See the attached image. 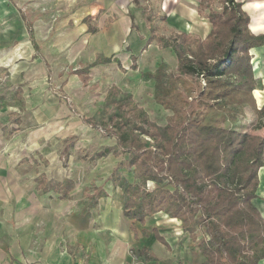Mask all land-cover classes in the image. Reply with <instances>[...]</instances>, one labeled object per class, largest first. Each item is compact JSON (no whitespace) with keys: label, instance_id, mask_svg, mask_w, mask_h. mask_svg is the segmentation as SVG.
Here are the masks:
<instances>
[{"label":"trees","instance_id":"obj_1","mask_svg":"<svg viewBox=\"0 0 264 264\" xmlns=\"http://www.w3.org/2000/svg\"><path fill=\"white\" fill-rule=\"evenodd\" d=\"M217 1V7L212 0L199 5L200 13L209 8L205 16L212 24L205 38L169 28L165 15L150 4L143 6L150 32L145 48L152 43L170 48L178 62L172 68L161 61L154 71H143L141 76L153 81L154 100L172 114L160 125L131 92L116 83L109 87L102 123L117 139L113 155L122 157L110 178L123 190L127 218L144 223L146 217L162 212L180 220L197 243L202 264H261L264 217L253 201L264 166V135L250 132L256 120L247 121L244 112L247 107L255 114L264 112L253 94L261 81L255 76L250 53L264 45V33L250 30V16L240 2ZM131 20V28L137 29L133 15ZM115 60L98 55L77 73L87 84L92 67ZM131 60V67L137 69L138 57L131 54ZM87 122L98 124L92 119ZM121 168L132 170V182ZM39 186L49 188L44 177L39 178ZM73 188L70 179L53 185L63 198ZM105 195L106 191L95 188L90 208ZM156 237L168 247L162 236ZM135 254L139 261L156 259L148 248Z\"/></svg>","mask_w":264,"mask_h":264},{"label":"rangeland","instance_id":"obj_2","mask_svg":"<svg viewBox=\"0 0 264 264\" xmlns=\"http://www.w3.org/2000/svg\"><path fill=\"white\" fill-rule=\"evenodd\" d=\"M12 5L21 8L33 22L37 39L42 45L41 52L50 64V70L41 59V62L36 61L40 62L36 69L43 80H34L33 75L30 78L29 72L26 71L18 75L13 74L12 63L20 61L17 60L19 57L16 59L14 49L20 43L16 41L5 45L3 53L7 54L5 56L7 59L0 62V95L7 96V99L2 101L0 107L2 110L6 109L4 111L7 113H19V104L14 93L17 86L21 85L24 87L27 109L21 112L22 123L14 133L11 131L12 128H16L14 119L7 118L9 113L4 116L0 114V120L6 123L4 133L0 128V162L6 156L8 160L7 171L0 176V216L11 224V230L0 239V247L4 248L0 251V258L2 260L6 257L4 264L26 261L27 252L24 251L26 244L23 243V238L28 227L33 226L36 230L32 236L33 243H37L35 246L41 244L38 237L41 235L40 232L46 229L45 234L48 236L44 239L45 243L47 239L53 237L52 234L57 233L70 247L74 246V240L80 241L82 246L89 244L88 239L80 238L79 234L82 235L86 226L93 225L94 229L100 232L96 240L102 244L108 241L107 250L112 255L105 257L108 262L141 264L135 254L139 246L132 239L131 229H128L130 222L124 221L118 212L123 201V190L120 186H114L110 180L112 171L122 157L116 158L113 155L117 139L107 130V125L102 123L104 120L102 106L109 86L116 83L124 91L133 94L139 106L148 112L153 121L164 125L167 116L172 112L154 100L153 81H146L141 75L143 71H154L161 61L175 68L177 56L170 48L163 49L155 43L145 50H137L129 43L138 55L137 69L131 67L129 53L118 52L122 68L115 63L95 67L90 71V83L84 85L80 78L73 76V70L86 66L94 59L95 53L108 52L101 47L103 34L122 28L124 30L122 38L126 35L129 37V11L135 15L140 34L147 37L145 24L139 18L140 9L130 4H75L71 8L70 4H58L56 0H0L1 35L5 23H8L6 19L9 9L6 7L11 8ZM87 6L96 10L94 23L97 31L92 35L82 31L79 34L83 36L74 41L68 37L69 33L79 32V29L75 16L71 17V14L76 10L86 14ZM65 22L69 25L67 30L62 29ZM167 24L170 28L179 29L172 18H168ZM9 27L7 24L5 29ZM57 35L60 36L59 43L63 45L73 41L70 48L67 46L69 55L56 51ZM34 64L31 63L32 66ZM83 118L92 119L98 124L94 126L85 122ZM5 146H9L7 152ZM3 154L5 157L2 159ZM37 171L45 172L50 180L72 178L75 182L72 199L60 201L52 191L42 193L36 190L34 178ZM120 172L129 181L134 180L131 169L121 168ZM150 186L154 187L155 184L150 183ZM93 187L106 190L108 196L100 200L96 210L94 209L91 216L87 217L85 211L89 199L86 192L92 193ZM41 207L47 209L48 213H41L39 210ZM109 211L112 213L110 217L112 223L107 219L108 216L104 215V212ZM41 215L43 216L39 219ZM118 224L122 235H113L114 231L117 232L114 225ZM69 237L75 239L69 240ZM119 237L121 245L118 252L122 254L117 255L112 253L114 252L112 242L116 243ZM96 261L99 262L98 259ZM84 264H94V261L90 263L85 258Z\"/></svg>","mask_w":264,"mask_h":264},{"label":"crops","instance_id":"obj_3","mask_svg":"<svg viewBox=\"0 0 264 264\" xmlns=\"http://www.w3.org/2000/svg\"><path fill=\"white\" fill-rule=\"evenodd\" d=\"M235 1L240 2L242 4L243 10L250 16V24H249L250 30L254 34L264 33V7H260V8L250 7L247 10H245L244 8V5L246 4L264 3V0H235ZM56 2L58 4L59 3L70 4L71 8H73L75 4H130L133 7L140 9L139 18L145 24V29L147 31V34H146L147 37H145L143 34H140V28L135 19V15L129 11L128 13V17L130 20L129 37L126 35L125 38H122L124 34V30H122V28H119V30L113 29L107 32L106 34H103V38L101 40L102 42L101 47L103 49L108 50V52L105 54L103 52L95 53L94 59L91 62H89L86 66L92 63L98 55H104L106 57H113V58H116V60L118 59L121 62V59L118 56V52L122 53L123 51H125L126 53H129V59L132 64L131 54L136 55V50H132V47L130 46V44L134 45L135 49L137 50L139 49L145 50L146 49L145 45L150 35L149 29L147 28V22L143 19V16H142L143 6L145 4L152 5V7L157 12L165 15L167 18L166 24L168 22V18H172L175 21V23L178 24V28H179V29L171 28L173 30L196 34L200 36L201 38H205L212 30V24L210 20L205 16L206 13L209 12V8H205L203 10V13L199 12V5L201 4V2H203V0H56ZM211 4H215L213 5V7H217L219 2L217 0L216 1L212 0ZM164 5L167 6L166 10L164 8ZM6 9H9V13H7V19H6L8 20V23H5V24L6 25L8 24V26L10 25V27L5 29V26H6L5 25L4 29L2 30V35L0 34V60L2 59L0 62L6 61L7 59V58L5 59V56L7 54L3 53L5 45L9 43L13 44L16 41H18L20 45L16 49H14L15 51L14 50L13 51H14V54L16 55V59L19 57L17 60H20V61L18 63H16V61L12 63L13 74L18 75L21 72L26 71V73L29 72L30 78H32V75H33L34 80H39V81L43 80L42 76L38 75L36 68L37 66H39V63L42 60L45 61V64L48 70H50V64L46 61L44 55L41 52L42 45L39 43L37 39V34L34 28L33 22L27 18L26 13L21 8H18L12 5L11 8L6 7ZM85 10H87L86 14H83V11H77V10L75 12L73 11L71 14V17L73 15L75 16L76 21H77L76 26L79 29L78 30L79 32L69 33L70 35L68 37H70L74 41H76L80 36H83L79 34L82 31L88 35H92L97 31V27L94 23V14L96 13L95 8L91 9L89 6H87L85 7ZM131 15L134 16L135 23L138 26L137 29L131 28V22H132ZM120 24L121 22L119 20V25ZM125 24L126 23L123 24L124 29H125ZM67 26L69 27V25L65 22L64 25L62 26V29L67 30L68 29ZM92 26L94 27V30H90ZM71 28L72 27H70V29ZM31 29L33 31L32 34L30 33ZM253 29H255V31H253ZM56 39L58 43L56 47V51H60L64 55H69L70 52H68L67 46H69L70 48L73 45L72 44L73 41H71L67 45H63L59 43V40H60L59 35H57ZM129 41H132V42H129ZM128 47L130 48L131 51L127 50ZM250 53L252 56L251 62L253 65L255 76L259 78L261 81V86L257 87L253 91L257 107L260 109L264 105V45L253 47L250 50ZM136 56L138 57V55ZM116 60L110 63H103L100 65L94 66L91 69L98 67V66L112 64V63H115L118 65V62ZM36 61H40V62H36ZM31 63H35V64L32 66ZM86 66L73 70V74H74L73 76H76L81 79L77 71L81 70L82 68ZM90 71H89V77L91 80ZM90 80L87 84H85L83 80L82 82L84 85H88L90 83ZM18 90L20 92H18ZM23 90H24V87L19 85L17 86L15 93H14L17 103L19 104V113L18 112H11V113L8 112L9 113L8 114L7 111H4L6 109L3 108L2 110L1 109L2 107H0V114L2 113L1 116L2 115L4 116V114L5 115L8 114L7 116L8 119L9 118L14 119V124L16 125V128L11 129L13 133L18 131L17 127H19L20 124L22 123L21 112H25L27 109L26 107L27 102H26V99L24 98ZM6 99H7V96H4L1 94L0 104L2 103V101ZM244 118L247 121L256 119V123L250 129L251 132L254 131L256 134H260V135L264 133V112L255 114L252 109L247 107L244 112ZM87 119L89 118H83L85 122H87ZM0 128L4 133V130H6V123H4L1 120H0ZM0 144H1V139H0ZM8 149H9V146H5L6 152L8 151ZM3 156L5 157V154L2 155V159H3ZM6 158H4L0 162V176H3V174H5V171H7L6 168H7L8 160H6ZM41 177H44L47 181V184L49 186L47 190H43L39 186V178ZM65 179H70L74 182V180L70 177H64L61 180H50L45 172L37 171V176L34 178V183L36 184V190L42 193L52 191L58 196V199L60 201H66V200L72 199L71 197L75 189V182H74V188L72 191H70L69 196L67 198H63L59 192H56L53 189L54 184L58 182H63ZM95 188L96 187H93L94 190L90 194L89 193L87 194L86 192V195L89 199V203L85 211V216L87 217L91 216V213L92 211H94V209L96 210V208L99 205V201L100 200L102 201V199L108 196V193L106 192L107 195L98 199L96 206L93 208H90V202H91L90 198L94 194ZM0 192H1V187H0ZM257 196L258 197L253 202L256 205V207L259 209V211L261 212L262 216L264 217V166L261 167L259 170V184L257 188ZM123 198H124V195H123ZM29 208L31 209V207ZM39 210L41 213H45L47 209H43L41 207ZM115 211L117 212V210ZM28 212H31V211L28 210ZM118 212L124 221L130 222L129 223L130 226L128 227V229L129 228L131 229L132 239L133 241H135L136 245L139 246V248H136V251L143 249V248H148L150 252L156 258L155 260L149 261V262L137 260L139 263L141 264H202V262L204 261V258L200 253L197 243L193 242L189 234L183 230L180 220L176 218H170L168 215L162 212H158V213H155L154 215L146 217L145 222L142 223L140 221L127 218L124 215L122 203H121L120 210ZM104 215H107L108 216L107 219H109L110 223H112L110 219V217H112V213L110 211L104 212ZM42 216L43 215H41L39 219H41ZM73 223H76V222H73ZM110 223L109 225H111ZM114 226L117 227L116 228L117 232L114 231L113 235H122V232L120 231V225L118 224ZM109 227L111 228V226ZM10 230H11V224L6 222L5 219H3L0 216V239H2V237H4L5 234H7ZM45 232H46V229L40 232L41 235L38 238L41 239V244L39 246L37 245L35 246L36 242L33 243L34 237L32 236L36 233V230L33 228V226L26 228L25 233H24L25 237L23 238L24 240L23 243L26 244L24 247V251L25 253L27 252L26 254L27 258L25 259L26 261L19 262L18 264H84L85 258L88 259L90 263L94 261V264H112L111 262H108V260H106L105 258L107 255L112 256L110 252L107 250V248H109V245L107 243L108 241H104L102 244L101 242L96 240L97 234L100 232L98 230H95L93 225L86 226L85 230L82 231V235L79 234L80 238L88 239L89 244H83V246L80 245L81 244L80 241L79 242L75 241L74 237H69V240H74L73 242L74 246L70 245V247H68L65 240L64 239L61 240L58 237L57 233L52 234L51 236L53 237H51L49 240L47 239L46 240L47 243H45L44 239H46L47 238L46 236H48L47 234H45ZM156 234L162 236L165 239V242L168 244V247L167 245L164 244L163 241L157 239ZM120 242H121V237L118 238V241L116 243L112 242V248H114L113 249L114 252H112L111 250L112 253H116L118 255L119 253L118 251L120 250L119 248L121 245ZM2 249L4 248L0 247V251H2ZM101 249L103 250L101 251ZM95 251L98 253H95ZM119 254H122V252H120ZM117 255H114V256H117ZM8 256L10 257L9 254ZM4 258L6 259V257ZM5 259L1 260L0 258V264H4L3 261ZM97 259L99 260V262L96 261ZM261 264H264V259L261 261Z\"/></svg>","mask_w":264,"mask_h":264},{"label":"clouds","instance_id":"obj_4","mask_svg":"<svg viewBox=\"0 0 264 264\" xmlns=\"http://www.w3.org/2000/svg\"><path fill=\"white\" fill-rule=\"evenodd\" d=\"M166 7L167 6L164 5L165 10H166ZM250 7H256V8L264 7V3H255V4H246V5H244L245 10H247ZM253 31H255V29H253Z\"/></svg>","mask_w":264,"mask_h":264},{"label":"bare ground","instance_id":"obj_5","mask_svg":"<svg viewBox=\"0 0 264 264\" xmlns=\"http://www.w3.org/2000/svg\"><path fill=\"white\" fill-rule=\"evenodd\" d=\"M187 26V25H186ZM188 27V26H187ZM86 234V233H85Z\"/></svg>","mask_w":264,"mask_h":264}]
</instances>
